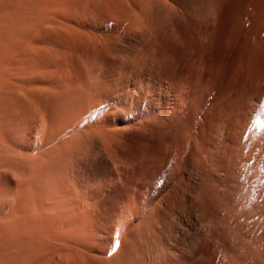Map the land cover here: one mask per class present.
Instances as JSON below:
<instances>
[{"label": "rangeland", "instance_id": "obj_1", "mask_svg": "<svg viewBox=\"0 0 264 264\" xmlns=\"http://www.w3.org/2000/svg\"><path fill=\"white\" fill-rule=\"evenodd\" d=\"M76 1L72 2L70 0L66 2V7L63 8L59 6L56 11L51 12L53 15L48 13V18L44 17V15L39 17L40 19L37 18L38 20L36 17L34 19L26 17L25 21L28 24L25 27L28 25L29 27L22 32V39L21 35L17 34V36L20 35L18 37L23 41L29 40L31 43L35 41L34 43L37 44L35 47H39V49H43V45L44 49L46 48L45 52L44 50L41 51V53L43 52L42 55H40V52H38L40 56L37 55L39 56V61L37 60L39 64L36 63V65L41 66L39 68L41 69V74L25 76L24 71L19 73L20 71L17 69L21 67L19 66L20 68H18V65H21V59L23 58L19 51L15 56L18 65H16V59L13 60L14 58L12 59L11 57L13 54L10 56L11 58L5 57L6 51H14L12 46L15 42L11 43L12 45L10 44L11 48L10 45L6 46L7 48L5 47V54L0 62V65H2V61L5 62V66L2 65L4 67H6L7 62L9 64L13 62L12 64L16 65L14 67L11 64V68L9 67V70H6V72L9 71L8 73L13 69L16 72L10 73L15 75L11 76L12 78L10 77L9 81L10 79L14 81L26 80L22 82L25 88L27 86L36 87L37 84L35 85V83H41L42 86L47 87L48 90L45 88L47 93L44 92L41 97L46 100L49 97L47 95L51 94L49 102L57 101V99L61 98L60 94H65L66 92L64 91L69 92L72 90L71 87L74 89L76 84L78 86L79 84H84L83 78L87 81L93 73V76L95 75V78L93 77L95 80H92L93 83L95 82L94 86L91 84L86 87L89 90L85 88L86 83L84 84L85 86L82 84L84 88H82V85L79 87L81 90H85L84 94L82 93V97L84 95L86 103L89 100V98L87 100V93L89 92L90 96L92 94L90 99L95 97L91 101L94 102L95 99L99 98L95 101L96 103L98 102L97 104L94 102L96 108L93 107L85 113L86 115L83 114V118L80 116L81 121L79 118L74 120V122H77L75 123L76 125H71L73 127L76 126L74 131L73 127H68L70 130L65 128L54 134L55 136L57 135L58 139L54 135L50 137L52 140L56 139L54 143L56 141L60 143L62 139L65 141L66 137V139L71 137L77 140L72 141L71 144L65 143V145L62 140V145L60 143L57 146L54 144L52 146L51 143L53 142L50 140L51 149L57 148L53 151L56 154V158H54V161L52 160L53 162L51 161L52 163H47V158L40 162L41 164H47L46 174H49L48 182L51 184L53 181L49 185L51 188V200L50 198L48 199L51 202L39 192L38 196L36 194L30 196L31 191L34 189L32 182L26 181L20 175L19 169L14 168L15 161L21 160V156H25V153L28 152L30 154V151L37 152V149L40 148L42 151L49 150L50 145L44 143L46 147L49 145V148L45 149L43 142L46 140L44 128L51 125L50 119L52 118L48 117L51 113L50 109L48 108V110L45 109L41 112L42 109H35V106L29 105L28 100H26V103L24 102L22 105L24 106L22 111L20 109L25 115L15 109L18 112L17 114H19L17 118L22 120L19 122L21 125L18 123L22 127L21 129L15 123V121L19 120L12 117L16 114V111L14 110V112L11 108L10 110L8 105V108H4V105L0 104V112L2 110L6 111L2 112L4 115L1 113L0 119L2 117L4 119L6 117L7 119L9 118L8 121L3 120L5 122H2L3 118L0 120V129L9 125L11 123L9 121L13 119L16 125H12V129L11 126H7V128H3L0 131L2 134V136L0 134V141H4V144H9L6 148L4 144L2 148L0 147V156L6 155V150L11 155L8 159H0V164L4 163L1 167H5V164L9 166L5 167L7 172H3V168L0 170V175L2 174L1 171L6 174L5 177L9 175V179L6 178L5 182H3V186H1L2 179H0V198L3 196L1 200L4 202V209H8L10 205L7 206V203H11V208L10 210L8 209L9 211L7 210L8 212L5 216H3V213H6V210L2 211L3 213L0 211V214H2L0 215V235L4 236H0V263L47 264L44 261H49V264H109L110 262L106 260L120 249L124 243L125 236L128 237L130 232L133 234L136 228V234L137 229L139 230L138 238L132 240V242L136 241L137 243H135L137 245L136 255L133 250L132 252L130 251L131 253L128 252L129 255H132V257L130 256L132 258L130 264H214V261L215 264H220L218 260H221V256L216 255L218 246L234 250V240L222 226L216 223L217 221L212 218L210 211L205 212L203 210L199 201L201 198L206 203L209 201L206 193L209 178L208 171L216 169V166H211V162H209L210 152L213 146H216L218 172L220 176L227 177L229 174L224 168L226 169L231 158L233 147H236L238 142H244L245 138L248 139L251 129L256 128L253 125L249 132L247 131L243 135V125L246 124L244 120H247L245 115H247L248 111L251 114L254 110L253 116L258 120H264V57L254 46L251 39L248 38L247 24H240L241 22L236 20L235 11L238 0H205V3L204 0H151L153 5L150 0H124L130 10L132 7H135L133 8L134 11L138 8L135 13L132 12L133 14H130L131 17L129 19L132 20L134 18L132 23L138 22V20L139 22L141 21V25L136 23V26L129 20H125L126 23L119 20L112 21L101 11V6L99 5L95 6L97 7L96 9L92 5L83 7V0L78 1L79 3ZM33 2L35 7L30 12L31 17L45 5L43 0L42 2L41 0H33ZM75 2L77 6L74 5ZM139 6H142L141 9ZM88 8L90 11L87 10ZM67 10L71 11V13L73 12V14L77 10L78 12L73 15L69 11L68 13ZM137 13L138 16H136ZM147 13H152L150 14V17L151 15L152 17L149 20L154 27L157 21L160 22L159 25L166 27L167 32L165 35L159 36L157 33V29L161 27L158 22V28L150 26L152 29L157 28V31H153L157 34L150 31L151 28L147 27V25H150L149 20V24L143 21L147 15L149 16ZM70 15L72 17L75 16L74 19ZM141 16L142 18H140ZM25 21L23 24L20 19L18 21L21 23L19 26L21 27L22 24L24 26L26 24ZM142 21L143 23L145 22L146 26H143L145 24ZM7 22L4 23L7 25ZM4 23L3 25H5ZM31 23H34L35 26ZM137 24L141 27H137ZM63 26H69L72 29H65ZM40 27L43 29L40 30ZM57 30L70 32L74 36L71 35V39H69L70 34L68 33L69 36H61L60 38L63 37V40H61ZM38 33L41 35L40 38ZM35 35L36 38L34 37ZM1 40L3 39H0V42ZM18 42L15 44L16 47H18ZM21 43L24 44V42L20 41V46ZM34 43L32 44L33 46ZM20 46L16 49L20 50L24 47L22 45L23 47L21 46L20 48ZM65 52H67L68 56L64 55L63 57L62 54H65ZM19 56L21 57L19 58ZM42 56L45 58L44 61L41 58ZM61 61L63 62L61 63ZM92 61H96V63L93 62V64ZM88 64L96 69L92 66V69L89 68ZM36 65H34L35 70ZM87 69L88 71L89 69L91 70L89 71L90 74L88 73L89 75L87 74ZM98 73L100 74L98 75ZM27 77H29V80ZM62 80L66 81L63 82ZM71 80L73 82L76 81L75 84ZM9 81H5L4 85L6 84L7 93L9 91L8 95H12L13 91L10 92L8 90L10 88L7 86L11 85L13 81ZM18 81L13 82V85L20 88L21 85ZM8 82L9 84L7 85ZM17 83L19 86L16 85ZM68 83L70 84L69 87ZM24 86L22 87L24 88ZM42 86H38L39 88L36 87V89H40V92L45 91ZM63 86L67 89H63ZM78 86L75 89H78ZM244 86H248L246 90ZM50 87L54 88V92H52L53 88L51 89ZM242 87L245 91L248 89L246 96L244 94L246 92L243 91ZM42 88L43 90H41ZM1 90L0 98L2 97L1 94L6 92L4 89L5 91L2 90L4 92L1 93ZM17 90H15V96H19L18 99L21 98L20 101H24L26 98L25 94H21V89L19 92ZM17 93L20 94L18 95ZM35 93L41 94L38 91ZM239 93H242V97H240L241 94L240 96L238 95ZM248 95L249 97L251 96V99L247 98V102H245V97H248ZM15 96L12 99L16 98ZM9 98L11 97L9 96ZM237 98H239L240 103ZM85 102L81 101V103ZM248 102L250 103L249 105H247ZM243 104L247 108L243 107ZM250 105L252 108H249ZM252 105L258 108H253ZM236 106L240 108H238L240 111L242 110L241 107H243V112H239ZM24 108L25 110H23ZM7 109H9V112L13 111L14 114H8ZM244 109L248 110L247 113ZM235 112H239L237 113L238 115ZM244 117L246 118L244 119ZM62 118H55L56 121L53 120L54 125L64 124L65 121ZM23 121L24 124L22 125ZM40 122L42 125H38ZM238 122L242 125L243 131L237 128L241 126ZM48 123L50 124L48 125ZM86 125L87 129L89 128L88 131L85 130ZM16 127H19V131H16ZM91 127L92 129L90 130ZM8 128L12 130L11 140L13 141L12 138H14V143H12L18 151L10 148L12 143H8L10 140V137H8L10 132L6 133L9 130ZM41 129L45 133L40 131ZM94 129L99 130V132H95ZM258 129L261 130H259V134L264 132V124L263 127H258ZM67 130L68 132H66ZM79 130L87 132L84 135L80 132L77 133ZM253 130L256 129H252V132ZM20 131L23 135H21L22 133L19 134L20 136L16 135ZM24 131H26V134ZM37 131H40L41 134H38ZM91 131H93L92 134H97L92 136L89 133L91 136L88 135V132ZM68 133H73L74 135L70 136ZM62 134L66 136L64 137ZM41 136H45V139ZM40 138H43L44 141L40 140L39 142ZM258 142L260 143L258 150L264 156V142L261 143L259 140ZM248 143L252 145V141L249 140ZM18 144L21 149L16 148L19 146ZM79 144L80 146L76 147ZM36 145L38 146L36 147ZM63 147H67L64 148L66 150H63ZM25 148L29 150L27 151ZM20 150L22 152L19 153ZM61 150H63V153L65 151V153L60 155ZM69 151L70 155L68 154ZM23 152L24 154L22 155ZM28 154H26L27 157H31L35 156L36 153ZM14 155L16 157H13ZM59 156H63L60 158L62 161L59 158L57 159ZM65 157L68 158L66 159ZM59 164H64V167ZM10 167L13 168V173L10 171L12 169ZM15 170L17 173H15ZM64 170L68 171L65 172ZM64 172L68 175L63 177ZM17 175H20L21 178ZM15 176L19 180H16ZM1 177L3 178L2 175ZM68 177L72 179H68ZM232 179L234 181L232 180L231 188L234 190L235 204L241 206L244 191L240 172L237 171ZM10 180L14 181L13 183L19 182H16L17 189L22 185L20 187L22 189H18L15 195H13L14 190H12L14 187L8 189L13 186ZM62 182L65 185H61L64 184ZM9 184L11 185L9 186ZM57 184H59L58 188H56ZM16 185L14 184V186ZM62 186L65 189L67 188L69 193L66 192L67 189L65 190L64 187L62 190ZM17 189L15 188V191ZM60 190H62V193H59ZM5 191L7 193L9 191L10 194L5 193ZM63 192H66L65 196ZM21 194H25V197H20L22 196ZM29 197H33L32 200L36 201V206L30 210L23 209ZM11 198H14V200ZM15 200L16 207L12 203ZM3 202L0 203V207H2ZM49 202L51 203L50 205L48 204ZM46 204L48 207L45 206ZM207 204L209 207L211 206L210 201ZM60 205H62V208ZM64 205H66L65 208ZM33 209L34 211H32ZM0 210H3V207ZM152 210H156V213H152L154 212ZM36 211L38 213H34ZM62 212L63 214L60 215ZM151 213L154 215H151ZM10 214H12V217L9 216ZM40 214L41 216H39ZM40 219L41 222H37ZM11 224L15 225L11 226ZM18 224L19 226H17ZM260 225L258 221H251L250 226L257 235L260 234L259 237H264V226ZM38 249H41V251ZM55 253L57 254L55 255ZM128 253H126L127 256ZM52 254L54 257H52ZM127 256L126 259L130 260L129 256ZM124 257L121 255L117 258L118 261L115 260V264H119L121 261L120 264L126 262ZM58 258L61 260H57ZM245 263L248 264V262Z\"/></svg>", "mask_w": 264, "mask_h": 264}, {"label": "bare ground", "instance_id": "obj_2", "mask_svg": "<svg viewBox=\"0 0 264 264\" xmlns=\"http://www.w3.org/2000/svg\"><path fill=\"white\" fill-rule=\"evenodd\" d=\"M68 1H70V0H43V2H45V5L44 6H42L41 8H40V10L36 13V14H34V16L33 17H31L32 15H30V12L31 11H33V9H34V2H33V0H1L0 1V39H3V40H1V42H0V62H1V59H2V57H3V55L5 54V47L7 46L8 47V45H10L11 43H13V42H15V44L18 42V44H17V46L19 47L20 46V41H22V42H24V44L26 43V45L24 46V44L23 43H21V46L23 47V48H21V46H20V50L19 49H16V48H18V47H16L15 46V44L12 46V48H14L13 50L14 51H12V50H10V51H6V56L5 57H10L12 54V59L13 60H15L16 59V62H17V58H15V56L18 54V51H19V54L20 55H22L23 56V58L21 59V65H18V62L16 63V65H18V68H20V69H22V70H20V69H17V67H16V69L17 70H19L20 72L19 73H22L23 71H24V75L25 76H30V75H35V74H41V69H39L40 67L38 66V65H36V63L37 64H39V59H38V57L40 56V55H42V53H41V51L42 50H44V52H45V49H44V45L42 46L43 47V49H39V47H35V46H37V44L36 43H34V46L32 45L33 43H31V41H27V40H25V41H23V40H21L22 39V32L23 31H26L27 30V28L29 27V25L27 26V27H25L28 23H26V17H30L31 19L33 18H35L36 17V19L37 18H39V17H41V16H43L44 15V17H47L48 16V13H50L51 14V12H54V11H56L57 10V8L60 6V8H63V7H66V5H65V3L66 2H68ZM75 0H72V2H74ZM78 1H80V0H77L76 2H78ZM86 1V0H85ZM84 0H83V3L82 4H84V6L83 7H89V6H91L92 5V7L94 8L95 6H101V11L105 14V15H107L106 17H108V18H110L112 21L114 20V21H116V20H119V21H123V22H125V20H129L130 19V14L132 13V12H136V10L138 9L137 8V6H136V10L134 11L133 10V8H135V7H132V11L130 10V8H129V6H128V4H127V0L126 1H124V0H87L86 2H85ZM151 1V0H150ZM217 1V0H216ZM216 1H214L215 3H216ZM41 2H42V0H41ZM76 2L74 3V5H76ZM82 2V1H81ZM131 2V1H130ZM133 2V1H132ZM79 3V2H78ZM77 3V4H78ZM137 3V2H136ZM146 3V2H145ZM151 3H152V5H153V2L151 1ZM155 3V2H154ZM204 3H205V0H204ZM132 4V3H131ZM133 5V4H132ZM144 5V4H143ZM204 5V4H203ZM77 6V5H76ZM135 6V5H134ZM145 6V5H144ZM78 7H79V5H78ZM140 7V6H139ZM142 7V6H141ZM141 7H140V9H141ZM150 7V6H149ZM153 7V6H152ZM97 7H95V9H96ZM151 9V8H150ZM203 9V8H202ZM75 10V9H74ZM80 10V9H79ZM87 10H89V8L87 9ZM91 10H94V9H91ZM69 10H67V12H68ZM90 11V10H89ZM59 12V11H58ZM70 12V14H73V12L71 13V11H69ZM68 12V13H69ZM77 12H78V10H77ZM77 12H75V14L77 13ZM88 12V11H87ZM95 12V11H94ZM93 12V13H94ZM152 12V11H151ZM91 13V12H90ZM153 13V12H152ZM152 13H150V14H152ZM235 13H236V20L238 21V22H241L240 24H242V23H246L247 24V28H248V31H247V36H248V38H250L251 39V41L253 42V44H254V46L262 53V55H263V57H264V0H238L237 1V6H236V11H235ZM47 14V15H46ZM57 14V13H56ZM75 14H73V15H75ZM133 14V13H132ZM147 14H149V13H147ZM150 14H149V16L147 15L146 16V14H145V16H146V19L145 20H143V21H145V22H147L148 24H149V22H150V25H147V27H149V29L152 27V28H155V27H157V22H156V26L154 27V25H152V22L149 20V18H151L152 17V15H151V17H150ZM27 15V16H26ZM46 15V16H45ZM51 15H53V14H51ZM55 15V14H54ZM59 15V14H58ZM62 15V14H61ZM103 15V14H102ZM105 15H103V16H105ZM136 15V14H135ZM158 15V14H157ZM67 16V15H66ZM71 17H72V15H70ZM136 16H138V13H137V15ZM68 17V16H67ZM74 17L75 16H73L72 18L74 19ZM105 17V18H106ZM133 17H134V15H133ZM132 17V18H133ZM143 17H144V15H143ZM148 17V18H147ZM156 17V16H155ZM48 18V17H47ZM55 18V17H54ZM115 18V19H114ZM136 18V17H135ZM140 18H142V16L140 17ZM20 19L23 21V24H24V21H25V25L23 26V24H22V26L20 27L19 26V24H21L20 22H18V21H20ZM40 19V18H39ZM44 19V18H43ZM51 19V18H50ZM28 20V19H27ZM38 20V19H37ZM133 21H134V18L132 19ZM132 20H129L131 23H132ZM148 20H149V22H148ZM8 21V22H7ZM29 21V20H28ZM27 21V22H28ZM32 21V20H31ZM35 21V20H34ZM44 21V20H43ZM143 21H142V23H143ZM160 21V20H159ZM4 22H7V25L4 23ZM33 22V21H32ZM36 22V21H35ZM34 22V23H35ZM38 22V21H37ZM121 22H118V23H121ZM141 22V21H140ZM140 22H139V20H138V22H135V23H132V24H136V23H138V24H140ZM145 22L143 23V24H145ZM3 23L5 24V25H3ZM29 23H30V21H29ZM34 23H31V24H33V26H35L34 25ZM52 23V22H51ZM126 23V22H125ZM159 23L160 22H158V25H159ZM36 24V23H35ZM40 24V23H39ZM137 24V25H138ZM239 24V23H238ZM141 25V24H140ZM140 25H138L137 27H141ZM136 26V25H135ZM143 26H146V24L145 25H143ZM151 26V27H150ZM159 26H161V25H159ZM165 26V25H164ZM63 27H65V29H72L71 27H69V26H63ZM151 28V29H152ZM158 28V27H157ZM156 28V29H157ZM32 29H34L33 27H32ZM43 29V28H42ZM41 29V27H40V30H42ZM150 29V31H152V33H155V32H153L154 30L155 31H157V33L159 34V36H161V35H165L166 34V32H167V29H166V27H163V26H161V27H159V29H152L151 30ZM56 30V29H55ZM73 30H75V29H73ZM32 32V31H31ZM39 32V31H38ZM43 32V31H42ZM68 33L70 34V36L68 35ZM157 33H155V34H157ZM17 34H20L21 35V39L18 37V36H20V35H18L17 36ZM31 34V33H30ZM39 34V33H38ZM45 34H46V32H45ZM57 34L58 35H60L59 36V39H61V40H63L62 38H60L61 36H69V37H66V38H69V39H71V33L70 32H64V31H58L57 30ZM2 35H3V37H2ZM37 35V34H36ZM36 35L34 36L35 38H36ZM40 35V34H39ZM72 36H74V34L72 35ZM103 36V35H102ZM30 37H31V35H30ZM41 37V35L39 36V38ZM18 38V39H17ZM65 38V37H64ZM20 39V40H19ZM34 39V38H33ZM33 39H31V40H33ZM28 42H30V43H28ZM41 42H42V40H41ZM28 43V44H27ZM62 43V42H61ZM64 43V42H63ZM40 44V43H39ZM49 44V43H48ZM12 45V44H11ZM11 45H10V48H11ZM15 46V47H14ZM46 46V45H45ZM6 47V48H7ZM46 47H48V46H46ZM65 47V46H64ZM63 48V47H62ZM66 48V47H65ZM64 49V48H63ZM62 49V50H63ZM16 50V51H15ZM65 50V49H64ZM63 50V51H64ZM68 50V49H67ZM66 50V51H67ZM12 51V52H11ZM10 53V55H9V53ZM17 52V53H16ZM38 52H40L41 54L39 55V53ZM48 52V51H47ZM16 53V54H15ZM22 53V54H21ZM38 53V54H37ZM62 53V52H61ZM67 52H65V54H62V56L64 57V55H67L66 54ZM7 55H9V56H7ZM37 55H39V56H37ZM58 55V54H57ZM46 56V55H45ZM49 56V55H48ZM55 56V55H54ZM68 56V55H67ZM155 56V55H154ZM10 57V58H11ZM21 56H19V58H20ZM61 57V56H60ZM66 57V56H65ZM42 58V60L44 61V59L45 58H43V56L41 57ZM48 58V57H47ZM89 59V58H88ZM38 60V61H37ZM64 60H65V58H64ZM63 60V61H64ZM4 61H6L5 59H4ZM10 61V60H9ZM19 61V60H18ZM47 61H48V59H47ZM63 61H61V63L63 62ZM68 61V60H67ZM67 61H66V63H67ZM98 61V60H97ZM89 62H90V60H89ZM89 62H87V63H89ZM96 63V61H92V63ZM8 64H9V62H7ZM6 63V67H4L5 65V62H3L2 61V65H4V66H2V65H0V90L2 89V90H6V92L5 93H2V92H4V91H2L1 90V95H2V97L0 98V104L2 105H4V108H8L7 107V105L9 106V109L11 108V109H13V111L16 109L17 111H20V109H21V111H22V108L24 107V106H22L23 105V103L26 101V100H28V103H29V105H31V106H35V109L37 108V109H42L41 110V112L43 111V110H45V109H47L48 110V108L50 109L49 111L51 112L49 115H48V117H51L52 119H50L51 120V125L49 126V127H45L44 128V131H46V140H45V142H43V144L45 143H48L49 145H50V140H52V138L50 139V137L51 136H53L54 134H57V132H59V130L60 131H62L63 129H65V128H67L68 129V127H73V126H71V125H73V124H75V123H77V122H74V120H76L77 118H79L80 116L82 117V115L83 114H85L87 111H89L90 109H92L93 107H95L96 106V104L98 103H96L95 101H97L96 99H95V103L93 102V101H91L92 100V98L94 99L95 97H92L91 99H90V97L92 96V94H91V96H90V92L89 93H87L88 95H89V97H88V95H87V100H88V98H89V100L87 101V103L85 102L86 100H85V97H84V95H83V97H82V93L85 91H83V89L81 90V88L79 87V86H81L80 84H79V86H78V84H76V86H78L79 88L77 89H75V87H74V89H73V87H71V89L72 90H70V88H69V92H67V91H64V92H66L65 94L64 93H62V94H60V92H59V94H60V96H61V98H59L58 96V98L59 99H57V101H52V102H49V100H50V98L49 97H51V94H46L47 95V97L49 98H46V100L43 98V97H41V95H44V92L45 93H47V90H48V88L47 87H45V86H42L41 85V83L39 84V83H35V85H36V87L37 88H39V87H43L44 88V90H45V88L47 89V90H45V91H42V92H40L38 89H36V87H26L25 88V86L24 85H22V82H24V81H26V80H24V81H21V80H19V81H21V82H19L18 80V83L21 85V87L20 88H18V87H16V86H14L13 85V82H17L16 80L14 81V80H11L10 79V81H9V78L11 77V76H14L13 74L11 75L10 73L11 72H14L13 70L10 72V73H8V72H6V70H9V67L11 68V64L13 63H11V64H7ZM44 63V62H43ZM50 63H51V61L49 62V66H50ZM58 63V62H57ZM68 63H70V62H68ZM86 63V62H85ZM84 63V64H85ZM93 63V64H94ZM65 64V63H64ZM90 64H91V62H90ZM90 64H88L89 65V68H91V66H90ZM16 65H14V64H12V66H16ZM34 65H36V70L34 69L35 67H34ZM68 65V64H67ZM98 65V64H97ZM20 66V67H19ZM61 66V65H60ZM87 66V65H86ZM8 67V68H7ZM93 67V66H92ZM93 68H95V67H93ZM35 71H34V70ZM69 69V68H68ZM92 69V68H91ZM96 69V68H95ZM52 70V69H51ZM87 71H88V69H87ZM89 71H91L90 69H89ZM89 71L87 72V74L89 73ZM2 72H4V73H2ZM99 72V71H98ZM2 73V74H1ZM14 73H16V72H14ZM34 73V74H33ZM92 73V72H91ZM96 74H97V72H95ZM90 74V73H89ZM88 74V75H89ZM100 73H98V75H99ZM17 75V74H16ZM18 75H22V74H18ZM36 76V75H35ZM97 76V75H96ZM33 77V76H32ZM32 77H30V78H32ZM47 77V76H46ZM91 77L93 78H95V75L93 76V73L91 74ZM88 78L87 77V75H86V79L88 78V80L87 81H85L84 80V78H83V81H84V84L86 85H84L85 86V88L86 87H88L89 85H91L92 84V86H94V84H95V82L93 83V81L95 80L94 78L92 79V78ZM2 78H4V79H2ZM12 78V77H11ZM28 78V80H29V77H27ZM62 78V77H61ZM65 79V78H64ZM99 79V78H98ZM4 80V81H3ZM27 80V81H28ZM67 80V79H66ZM66 80H62L63 82H65ZM93 80V81H92ZM5 81H9V82H11V81H13L12 83H11V85H8L9 84V82L7 83V87L8 88H10V89H8V90H10V92L11 91H13L12 92V95L10 94V95H8V93H9V91H8V93H7V88H6V84L4 85V83H5ZM82 81V82H83ZM100 81V80H99ZM253 81V80H252ZM46 82V81H45ZM50 82V81H49ZM58 82H59V80H58ZM71 82L72 83H74L75 84V82L76 81H72L71 80ZM98 82V81H97ZM96 82V83H97ZM18 83L16 84V85H18ZM100 83V82H99ZM15 84V83H14ZM26 84L27 85H29L27 82H26ZM39 84V85H38ZM47 84H48V82H47ZM247 84V83H246ZM68 85V87H69V83L67 84ZM82 85V88H84V86ZM5 88H4V87ZM19 86V85H18ZM22 86H24V88L22 87ZM39 86V87H38ZM92 86H90V87H92ZM11 87H15V88H12L11 89ZM64 88L63 89H65V86H63ZM246 87H248V86H246ZM246 87L244 86V88H245V90H246ZM43 88L41 89V90H43ZM51 88V87H50ZM53 88V87H52ZM51 88V89H52ZM244 88L242 87V89H243V91H245L244 90ZM14 89V90H13ZM18 89V90H17ZM20 89L22 90V92H21V94H25V96H26V98L24 99V101L22 100V101H20L21 100V98L20 99H18V97H16L15 95L16 94H14V93H16V91L15 90H17V92H19L20 91ZM62 89V90H63ZM67 89V88H66ZM65 89V90H66ZM86 89H88V88H86ZM91 89H93V88H91ZM39 92V93H41L40 95L39 94H37V93H35V92H37V91ZM56 90V89H55ZM58 90V89H57ZM89 90V89H88ZM250 90V89H249ZM15 91V92H14ZM52 91V90H51ZM87 91V90H86ZM91 91V90H90ZM94 91V90H93ZM97 91H99V90H97ZM243 91H241V92H243ZM52 92H54V88H53V91ZM56 92V91H55ZM57 92V93H58ZM246 93H244L245 94V96H246V94H247V92H248V89H247V91H245ZM250 92V91H249ZM252 92V91H251ZM43 93V94H42ZM56 93V94H57ZM85 93V94H86ZM253 93H254V91H253ZM18 94V93H17ZM20 94V93H19ZM18 94V95H19ZM55 94V93H54ZM53 94V95H54ZM84 94V93H83ZM240 94H241V96H240ZM17 98H13L12 99V97H14V96ZM96 95V94H95ZM240 97H242V93H239L238 94ZM249 95H250V93H249ZM249 95H248V97H245L246 98V101L245 102H247V98H250L251 99V96H252V94H251V96L249 97ZM255 95V94H254ZM253 95V96H254ZM9 96L11 97V98H9ZM45 97V96H44ZM98 97V96H97ZM96 97V98H97ZM100 97V96H99ZM244 97V96H243ZM258 97V96H257ZM53 98V97H52ZM101 98V97H100ZM103 98V97H102ZM253 98V97H252ZM15 99V100H14ZM55 99V98H54ZM53 99V100H54ZM238 99V101H239V98H237ZM56 100V99H55ZM83 100V102H85V103H81V101ZM102 100V99H101ZM242 100V99H241ZM100 101V100H99ZM238 101H237V103H238ZM249 101V100H248ZM251 101V100H250ZM242 102V101H241ZM243 102H244V100H243ZM242 102V103H243ZM244 102V103H245ZM253 102H254V100H253ZM21 103V104H20ZM26 103V102H25ZM80 103V105H78ZM239 103H240V101H239ZM82 104H84V105H82ZM247 104V103H246ZM250 103L248 102V104L247 105H249ZM28 105V106H29ZM239 105V104H238ZM6 106V107H5ZM30 106V107H31ZM80 106V107H79ZM243 107H245L246 105H242ZM253 106V105H252ZM3 107V106H2ZM25 107H27V105H25ZM237 107V106H236ZM235 107V108H236ZM243 107H241L242 108V110H243ZM249 107V106H248ZM255 106H253V108H254ZM257 107V106H256ZM255 107V108H256ZM96 108V107H95ZM238 108L239 107H237V110H238ZM245 108H247V107H245ZM249 108H252L251 107V105H250V107ZM248 108V110H250ZM258 108V107H257ZM256 108V109H257ZM3 109V108H2ZM1 109V110H2ZM9 109H7V111L9 110ZM10 109V110H11ZM27 109H29V108H27ZM240 109V108H239ZM255 109V110H256ZM6 110V109H5ZM15 110V111H16ZM23 110H25V108L23 109ZM33 110H34V108H33ZM241 110V111H242ZM247 110V111H248ZM4 110H2L1 112H0V116L3 114L2 112H3ZM9 112L8 114H10V113H12V114H14V112ZM15 112L16 114V116L15 115H13L12 117H14L15 119L17 118V116L19 117V114H17L18 112ZM20 111V113L21 114H23L22 112ZM27 111V110H26ZM36 111V110H35ZM93 111H95V110H93ZM239 112H241L240 110H238ZM244 111H246V109H244ZM247 111H246V113H247ZM257 111V110H256ZM4 112H6V111H4ZM24 112V111H23ZM239 112H237V113H239ZM243 112V111H242ZM250 112H251V110H250ZM254 112V110L252 111V113L250 114L249 113V111H248V113H249V115H248V113H247V115L249 116H247V115H245V113H244V115L247 117H244V119L246 118L247 120H244V121H246V124H244L243 125V127H244V132H243V135H245V133L248 131L249 132V129L253 126V125H255L256 126V128L254 127V128H252V129H256V130H253V132H252V129H251V132H250V134H249V138L248 139H244V142H242V141H240V142H242V143H239L238 142V145L236 146V144H235V146L236 147H233V150H232V155L229 157L230 159H229V162H228V164H227V166H226V169L224 168V166H222V168H224V170H227L226 172H228V176L227 177H223V176H220V174H219V172H218V164H217V158H216V146L214 147L213 146V148L211 149V152H210V157H209V162H211V166H216V169H213V170H209L208 171V174H209V178H208V182H207V189H206V193H207V195H208V197H209V201H210V203H211V206L209 207L208 206V202L209 201H207V203L204 201V199L203 198H201V199H199V201H200V204H201V207L203 208V210L205 211V212H208V211H210V213H211V215H212V218H214L216 221V223H218L220 226H222V228L224 229V230H226V232L231 236V237H233V242H234V250H232V249H225L224 248V246H223V248L222 247H220V246H218L219 248L217 249V253H216V255L218 254L219 256H221V260H218L219 261V263L220 264H246L245 262H248V264H264V237L262 236H260L259 237V235H257L256 234V232L254 231V229L250 226L251 225V221H258L261 225L260 226H264V156H263V154H262V152L261 151H259L258 150V147H260L259 146V142H258V140L262 143V142H264L263 141V139H264V132H262L261 134H259V130L261 129H258V127H263V122H264V120L262 119H260V120H258L257 118H255V116H253V113ZM2 113V114H1ZM29 113V112H28ZM40 113V112H39ZM44 113V112H43ZM89 113V112H88ZM94 113V112H93ZM236 113V112H235ZM236 113V114H237ZM7 113H6V115H8ZM31 114V113H30ZM4 115V114H3ZM5 115V116H6ZM11 115V114H10ZM23 115H25V114H23ZM43 115V114H42ZM70 115V116H69ZM86 115V114H85ZM238 115V114H237ZM240 115V114H239ZM243 115V114H242ZM243 115V116H244ZM27 116V115H26ZM35 116V115H34ZM67 116H69V117H67ZM234 116H235V114H234ZM8 117H10V116H8ZM29 117V116H28ZM45 117V116H44ZM64 118V124H59V125H54V123H53V120H55V118ZM68 118V120H66L67 118ZM84 117V116H83ZM82 117V118H83ZM241 117V116H240ZM3 118V117H2ZM1 118V119H2ZM24 118V117H23ZM23 118H21V119H23ZM63 118H62V120H63ZM66 118V119H65ZM237 118V117H236ZM0 119V120H1ZM9 119V118H8ZM8 119H7V117H6V119H2V122H5V121H3V120H7L8 121ZM30 119V118H29ZM48 119V118H47ZM80 119V118H79ZM239 119V118H238ZM242 119H243V117H242ZM241 119V120H242ZM14 120V119H13ZM13 120H11V121H9V122H11V123H9V125H7V126H11V129L13 128L12 127V125H14V126H16L15 124H14V121ZM17 120H19V121H15V123L17 124V125H19L20 123L19 122H21L22 120H20V118L18 119L17 118ZM24 120V119H23ZM25 120H26V117H25ZM58 120V119H57ZM61 120V119H60ZM83 120V119H82ZM149 120V119H148ZM151 120V119H150ZM27 121H28V119H27ZM43 121H45L44 119H43ZM42 121V122H43ZM48 121V120H47ZM47 121H46V123H47ZM56 121V120H55ZM67 121V122H66ZM80 121H81V119H80ZM84 121V120H83ZM86 121H87V119H86ZM238 121V120H237ZM29 122V121H28ZM62 122V121H61ZM74 122V123H73ZM88 122H89V120H88ZM92 122V121H91ZM235 123H236V121H234ZM240 122V121H239ZM238 122V123H239ZM242 122H243V120H242ZM242 122H240V123H242ZM19 123V124H18ZM25 123H26V121H25ZM35 123V122H34ZM33 123V124H34ZM37 123V122H36ZM50 123H48V125L50 124ZM98 123V122H97ZM97 123H96V125H97ZM238 123H237V125H238ZM239 123V125H241ZM245 123V122H244ZM1 124V123H0ZM11 124V125H10ZM24 124V121H23V123H22V125ZM28 124V123H27ZM32 124V123H31ZM41 124V122L38 124V125H40ZM45 124V123H44ZM85 124V123H84ZM243 124V123H242ZM21 125V124H20ZM19 125V127L22 129V127ZM35 125V124H34ZM42 125V124H41ZM46 125V124H45ZM76 125V124H75ZM92 125H95V124H92ZM100 125V124H99ZM7 126L6 127H3V128H7ZM47 126V125H46ZM233 126V125H232ZM19 127H16L17 129H16V131H19ZM24 127V126H23ZM74 127H76V126H74ZM73 127V128H74ZM93 127V126H92ZM92 127L90 128V130L92 129ZM234 127H237V126H234ZM242 127V125L239 127H237V128H240L239 130H241V131H243L242 129L243 128H241ZM2 128V129H3ZM47 128V129H46ZM86 129L85 130H87L88 131V129H87V125H86V127H85ZM94 128V127H93ZM2 129H0V131L2 130ZM9 129V128H8ZM20 129V130H21ZM46 129V130H45ZM10 130V129H9ZM6 131V133L8 132H10L9 133V136L8 137H10L9 139L11 140V131L12 130H10V131ZM28 130V129H27ZM68 130H70V129H68ZM68 130L66 131V132H68ZM75 130V128L73 129V131ZM80 130H82L81 128H80ZM77 131V133H86L87 131ZM237 131H238V129H236ZM235 130V131H236ZM21 131H23V130H21ZM17 132L18 134H16V135H19L20 133H22V132ZM40 131H43L42 129L40 130ZM40 131L38 132V134H41L40 133ZM43 131V132H44ZM94 131L96 132L97 130L96 129H94ZM261 131V130H260ZM14 132V131H13ZM12 132V133H13ZM26 131H24V133H25ZM70 132V131H69ZM92 132L93 131H91V132H88V135H90V134H92ZM97 132H99V130L97 131ZM238 132H240V131H238ZM5 133V134H6ZM16 133V132H15ZM14 133V134H15ZM32 133H34V132H32ZM45 133V132H44ZM44 133H42V134H44ZM61 133V132H60ZM90 133V134H89ZM102 133V132H101ZM237 133V132H236ZM1 134V133H0ZM14 134H13V136H14ZM26 134V133H25ZM27 134H29V133H27ZM64 134H67V133H64ZM64 134H62V135H64ZM73 134V133H72ZM71 133L69 134L68 133V135H70V136H73ZM97 133H95V134H92V136L93 135H96ZM257 134V135H256ZM4 135V134H3ZM21 135H23V133L21 134ZM60 135V134H59ZM58 135V136H59ZM67 135V136H68ZM76 135V134H75ZM85 135V134H84ZM1 136H2V134H1ZM20 136V135H19ZM25 136V135H24ZM23 136V137H24ZM27 136V135H26ZM32 136H33V134H32ZM31 136V137H32ZM36 136H37V134H36ZM39 136V135H38ZM55 136V135H54ZM57 136V135H56ZM55 136V137H56ZM66 135H64V137H65ZM91 136V135H90ZM4 137V136H3ZM2 137V138H3ZM41 137H43V136H41ZM45 137V136H44ZM43 137V138H44ZM61 137H63V136H61ZM85 137V136H84ZM242 137V136H241ZM28 138V137H27ZM34 138V137H33ZM36 138V137H35ZM43 138H40L38 141L40 142V140H43ZM67 138V137H66ZM65 138V141H64V139H62L63 141H64V145H65V143L66 144H71L72 143V141H74L75 140V138H71V137H69L68 139H66ZM80 138V137H79ZM6 139H7V141H8V138L6 137ZM5 139V140H6ZM13 139V141L11 140H9L8 141V143H14V138H12ZM21 139V138H20ZM25 139V138H24ZM23 139V140H24ZM45 139V138H44ZM54 139V138H53ZM56 139H58L57 137H56ZM56 139H54V140H56ZM78 139V138H77ZM240 139V138H239ZM238 139V140H239ZM242 139H243V137H242ZM1 140V139H0ZM2 140H4V139H2ZM18 140V139H17ZM35 140V139H34ZM54 140H52L51 142H53V143H51V145L52 146H54V145H59L60 143V145H62V140H61V142L60 143H58L57 141L54 143ZM82 140V139H81ZM84 140H85V138H84ZM248 140V142H249V140L250 141H252V145H250L248 142H246ZM6 141V142H7ZM20 141V140H19ZM32 141H33V139H32ZM37 141V140H36ZM44 141V140H43ZM75 141H77V140H75ZM79 141V140H78ZM237 142V141H236ZM2 143V144H1ZM12 143V147L10 146V148H14V144ZM17 143H19V142H17ZM56 143H58V144H56ZM76 143V142H75ZM74 143V144H75ZM85 143V142H84ZM214 143V142H213ZM235 143V142H234ZM4 144V141L3 142H1L0 141V147L2 148V145ZM26 144H28V143H26ZM33 144V143H32ZM36 144H37V142H36ZM44 144V145H45ZM54 144V145H53ZM77 144V143H76ZM86 144V143H85ZM9 144H4V146H5V148L8 146ZM19 145V144H18ZM39 145V144H38ZM38 145H36V147L38 146ZM48 145V146H49ZM51 145H50V148H49V150H45V151H42V149L40 148V149H37L38 151L37 152H39L38 154H37V152H35L34 150V152H32V151H30L31 153V155L32 154H35V156H31V157H27V155L26 154H28V152L27 153H25L24 154V152L22 153V155L24 154L25 156H21V160L19 159V160H14L15 161V169H19V172H20V175H22L23 176V178L27 181H31L32 182V186H33V190L31 191V194H30V196H33V194H36L37 196H38V192L39 193H41L45 198H50L51 197V194H50V192H51V188H50V186L49 185H51L52 183H53V181H52V183L50 184L48 181V177H49V174H46V172H47V169H46V167H47V164L45 163V164H41L40 162H41V160H44L45 158H47V160H46V162L47 163H50L52 160L54 161V158H56V154L55 153H53V151L55 150V149H57V148H54V149H51L52 147H51ZM63 145V146H64ZM82 145H83V143H82ZM3 146V147H4ZM55 146V147H56ZM68 146V145H67ZM75 146V145H74ZM73 146V147H74ZM78 146H80V144L79 145H77L76 147H78ZM88 146V145H87ZM23 147V146H22ZM42 148H43V146H41ZM45 147H46V145H45ZM44 147V148H45ZM47 147L45 148V149H47ZM72 147V148H73ZM263 147V146H262ZM0 148V149H1ZM16 148H20L21 149V146L19 145V146H17ZM64 148H67V147H63V150H66V149H64ZM84 148V147H83ZM9 149V148H8ZM15 149V148H14ZM27 151L29 150V149H27V148H25ZM34 149V148H33ZM70 149H71V147H70ZM76 149H78V148H76ZM3 150H4V148H3ZM9 150H11V149H9ZM16 150V149H15ZM26 150H24V151H26ZM44 150V149H43ZM63 150H61V152L59 153L60 155L61 154H64L65 153V151H64V153H63ZM72 150V149H71ZM83 150V149H82ZM261 150V149H260ZM5 151V150H4ZM14 151V150H13ZM16 151H18V149L16 150ZM41 151V152H40ZM6 155H2V156H0V159H8L9 158V156H11V155H9V153H8V150H6ZM20 152H22L21 150L19 151V153ZM67 152V151H66ZM78 152V151H77ZM15 153V152H14ZM57 153V152H56ZM5 154V153H4ZM30 154H28V155H30ZM69 155H70V151H69V153H68ZM68 154H67V156H68ZM76 155V154H75ZM5 156H6V158H5ZM64 156V155H63ZM62 156V157H63ZM2 157V158H1ZM13 157H16V155H14ZM62 157H57V159L59 158V160H60V158H62ZM74 157V156H73ZM72 157V158H73ZM80 157V156H79ZM66 158V157H65ZM68 158V157H67ZM66 158V159H67ZM69 158H70V156H69ZM15 159V158H14ZM69 160V159H68ZM208 160V159H207ZM52 161V162H53ZM60 161H62V160H60ZM60 161H58V162H60ZM51 162V163H52ZM56 162V161H55ZM54 162V163H55ZM57 162V163H58ZM65 162H66V160H65ZM53 163V164H54ZM2 164H4V163H2ZM2 164H0V170L2 169V171L3 172H7V171H5V167H7L6 166V164H5V167H1V165ZM69 164V163H68ZM11 165V164H10ZM59 165H61V164H59ZM64 165V164H63ZM63 165H61V166H63ZM66 165V164H65ZM3 166V165H2ZM221 166V165H220ZM219 166V167H220ZM9 167V166H8ZM57 167V166H56ZM55 167V168H56ZM64 167V166H63ZM10 168H12V167H10ZM60 168H62V167H60ZM211 168V167H210ZM67 169V168H66ZM73 169V168H72ZM7 170V169H6ZM50 170H52V169H50ZM58 170V169H57ZM1 171V175L3 176V178L1 177V175H0V179H2L1 181H2V185L1 186H3V182H5V180H6V178H8L9 177V175H7V177H5V175L6 174H3V172ZM10 171H12V173H13V168L10 170ZM16 171V170H15ZM54 171V170H53ZM65 171V170H64ZM66 171H68V170H66ZM65 171V172H66ZM222 171V170H221ZM237 171H239L240 172V176L242 177V180H243V184H242V189H243V191H244V196H243V200H242V202H241V206L240 205H236L235 204V197H234V190L231 188V183H232V180L234 181V179H232V178H234V176L236 175V173H237ZM18 172V173H19ZM50 172V171H49ZM56 172V171H55ZM58 172V171H57ZM65 172H64V175H63V177L64 176H67L66 174H65ZM15 173H17V171L15 172ZM68 173V172H67ZM224 173V172H223ZM225 174V173H224ZM20 175H17L19 178H21L20 177ZM46 175V177H44ZM57 175H59V174H57ZM70 175V174H69ZM73 175V174H72ZM17 176H15L16 177V180L18 179L17 178ZM55 176V175H54ZM72 177V176H71ZM71 177H68V179L69 178H71ZM67 178V177H66ZM65 178V179H66ZM9 179V178H8ZM57 179V178H56ZM56 179H53V180H56ZM64 179V178H63ZM62 179V180H63ZM72 179V178H71ZM4 180V181H3ZM19 180V179H18ZM22 180V179H21ZM11 181V184H13V186H10L11 184H9V186H10V188H8V189H11V187H14V189H12V190H14L13 192H14V194L13 195H15V193H17V191H18V189L19 190H21L20 189V187L22 186H20L19 187V185H18V189H17V185H16V182L17 183H19L18 181H16L15 183H13L12 182V180H10ZM10 181H8V182H10ZM57 181H59L58 179H57ZM61 181V180H60ZM64 181V180H63ZM68 181H70V180H68ZM73 181V180H72ZM24 183V182H23ZM28 183H30V182H28ZM56 183V182H55ZM62 183H64V182H62ZM1 184V183H0ZM5 184V183H4ZM14 184L16 185V186H14ZM69 185H70V183H68ZM61 185H65V183L64 184H61ZM235 185V184H234ZM7 186V185H6ZM8 186V187H9ZM54 186V185H53ZM67 186V185H66ZM50 189H49V188ZM59 187V184H57V187L56 188H58ZM63 187L64 186H62L61 187V189L63 190ZM15 188L17 189L16 191H15ZM29 188H30V185H29ZM71 188V187H70ZM69 188V189H70ZM53 189V188H52ZM64 189H65V187H64ZM67 189V188H66ZM65 189V190H66ZM6 190V189H5ZM29 190V189H28ZM27 190V191H28ZM50 190V191H49ZM56 190V189H55ZM62 190H60V192L59 193H62ZM64 190V191H65ZM72 190V189H71ZM26 191V190H25ZM239 191V190H238ZM12 192V191H11ZM24 192V191H23ZM66 192H68L69 193V191H68V189L66 190ZM66 192H63V194H64V196L66 195ZM5 193H7V191H5ZM8 193H9V191H8ZM7 193V194H8ZM55 193V192H54ZM53 193V194H54ZM10 194V193H9ZM12 195V196H13ZM22 195V194H21ZM55 195V194H54ZM53 195V196H54ZM60 195H62V194H60ZM59 195V196H60ZM57 196H58V193H57ZM3 197V196H2ZM2 197L0 198V200L2 199ZM20 197H22V198H24L25 197V194H23L22 196H20ZM33 198V197H32ZM32 198L31 197H29L28 199H27V202H25L26 204H24V207H23V209H27V210H30L31 208H33L34 206H36V201H33L32 200ZM40 198V197H39ZM11 199H13L14 200V198H11ZM55 199V198H54ZM41 200H42V198H41ZM50 200H51V198H50ZM49 199H48V201H50ZM63 200V199H62ZM5 201V200H4ZM24 201V200H23ZM26 201V200H25ZM64 201V200H63ZM1 202H3V200H1ZM0 202V203H1ZM20 202H21V200H20ZM51 202V201H50ZM48 203L49 205L51 204V203ZM6 203V202H5ZM12 203H13V205L16 207V200H15V202H13L12 201ZM18 203V202H17ZM45 203V202H44ZM56 203V202H55ZM4 205V202L2 203V207H3V210H0L1 211V213H3L5 210H6V213H3L4 215L3 216H5V214H7V212L10 210V208H11V203L9 204V203H7V206L8 205H10L9 206V210L6 208V209H4V207L5 206H3ZM12 205V206H13ZM55 205V204H54ZM63 205V204H62ZM62 205H60L61 206V208H62ZM67 205V204H66ZM66 205H64V208H65V206ZM45 206H47V204L45 205ZM52 206V205H51ZM50 206V207H51ZM2 207H0V209L2 208ZM22 207H21V209H22ZM48 207V206H47ZM156 207V206H155ZM46 208V207H45ZM55 208V207H54ZM53 208V209H54ZM239 208H241V209H239ZM13 209V208H12ZM8 210V211H7ZM51 210H52V208H51ZM3 211V212H2ZM18 211H20V210H18ZM32 211H34V209L32 210ZM43 211V210H42ZM47 211V210H46ZM152 211H154V210H152ZM151 211V212H152ZM41 212V211H40ZM15 213V212H14ZM33 213V212H32ZM34 213H38L37 211L36 212H34ZM50 213V212H49ZM152 213H156V210L154 211V212H152ZM151 213V215H154V214H152ZM18 214V213H17ZM56 214V213H55ZM63 214V212L60 214V215H62ZM0 215H2V214H0ZM12 214H10L9 216L10 217H12L11 216ZM32 215V214H31ZM36 215H38V214H36ZM46 215V214H45ZM51 215H54V214H51ZM2 216V217H3ZM26 216H28V215H26ZM30 216V215H29ZM39 216H41V214L39 215ZM149 216V215H148ZM43 217V216H42ZM47 217V216H46ZM55 217H56V215H55ZM61 217H63V216H61ZM60 217V218H61ZM65 217V216H64ZM42 219V218H41ZM41 219H40V221L39 220H37V222H41ZM8 220V219H7ZM31 220H33V219H31ZM30 220V221H31ZM69 220V219H68ZM5 221V220H4ZM213 221V220H212ZM17 222H18V220H17ZM16 222V223H17ZM7 223V222H6ZM19 223V222H18ZM9 224V223H8ZM253 224V223H252ZM256 224V223H255ZM15 225V224H14ZM13 224H11V226H14ZM28 225V224H27ZM259 225V224H258ZM17 226H19V224L17 225ZM25 226V225H24ZM29 226V225H28ZM0 227H1V225H0ZM3 227H5V226H3ZM7 228V227H6ZM219 228V227H218ZM260 228V227H259ZM131 229H134V228H131ZM136 229V228H135ZM135 229H134V233L133 234H131V232H130V234H129V236L128 237H126L125 236V238H124V243H123V245L120 247V249H118V251L115 253V254H113V256H111L109 259H107L106 261L107 262H110L111 264H112V262H114V264L116 263V261H118V259L117 258H119L121 255H123V257H124V255H126L127 256V254L126 253H131L132 252V250H133V253L135 254V252H136V248H137V243H136V241H133L132 242V240L134 239H137L138 237V229H137V234H136V232H135ZM219 229H221V228H219ZM261 229V228H260ZM2 230V229H1ZM12 230V229H11ZM68 231V230H67ZM264 231V230H263ZM10 232V231H9ZM18 232V231H17ZM56 232V231H55ZM224 233V232H223ZM10 234H11V232H10ZM13 234V233H12ZM19 234V233H18ZM17 234V235H18ZM27 234V233H26ZM16 235V236H17ZM125 235V234H124ZM0 236H3V235H0ZM7 236V235H6ZM6 236H5V238H6ZM20 236V235H19ZM32 236V235H31ZM34 236V235H33ZM35 236H37V235H35ZM38 236H40L39 234H38ZM37 236V237H38ZM55 236V235H54ZM134 236V237H133ZM4 237V236H3ZM2 237V238H3ZM10 237V236H9ZM25 237V236H24ZM30 238V237H29ZM32 238V237H31ZM35 238V237H34ZM18 239V238H17ZM37 239V238H36ZM39 239H40V237H39ZM38 239V240H39ZM2 240V239H1ZM11 240H12V238H11ZM57 240V239H56ZM141 240V239H140ZM139 240V241H140ZM7 241V240H6ZM21 241V240H20ZM24 241V240H23ZM32 241V240H31ZM139 241H137L138 243H139ZM142 241V240H141ZM11 242V241H10ZM60 242V241H59ZM6 243V242H5ZM45 243V242H44ZM56 243V242H55ZM134 243V244H133ZM136 243V244H135ZM29 245V244H28ZM37 245H39V244H37ZM87 245V244H86ZM27 247V246H26ZM49 247V246H48ZM139 247V246H138ZM37 248V247H36ZM29 249V248H28ZM1 250V249H0ZM18 250V249H17ZM38 250H40L41 251V249H38ZM58 250H59V248H58ZM139 250V249H138ZM12 251V250H11ZM131 251V252H130ZM20 252V251H19ZM23 252V251H22ZM10 253V252H9ZM17 253V252H16ZM21 253V252H20ZM35 253V252H34ZM129 253H128V256H129V258H130V260L128 259H126V256L124 257L125 258V260H126V262H123V263H125V264H130V262H132V255L130 254L129 255ZM148 253H149V251H148ZM18 254V253H17ZM32 254V253H31ZM57 253H55V255H56ZM134 254H133V257H134ZM138 254V253H137ZM136 255V254H135ZM217 255V256H218ZM3 256V255H2ZM21 256H22V254H21ZM27 256V255H26ZM127 256V257H128ZM131 256V257H130ZM52 257H54L53 256V254H52ZM59 258H61V257H59ZM59 258L57 259V260H59ZM124 258H123V260H124ZM220 258V257H219ZM25 259V258H24ZM27 259V258H26ZM29 259V258H28ZM51 259V258H50ZM49 259V260H50ZM246 259H248L247 261H245ZM35 260V259H34ZM61 260V259H60ZM59 260V261H60ZM116 260V261H115ZM41 261V260H40ZM250 261V262H249ZM16 262V261H15ZM14 262V263H15ZM19 262V261H18ZM17 262V263H18ZM49 261H44V263H47V264H49L48 263ZM122 262V261H121ZM121 262H119V264L121 263ZM43 263V262H42ZM55 263V262H54ZM56 263H58L57 261H56ZM109 263V264H110ZM118 263V262H117ZM122 263V264H123ZM1 264V263H0ZM31 264H33V263H31ZM53 264V263H52ZM214 264H215V261H214Z\"/></svg>", "mask_w": 264, "mask_h": 264}]
</instances>
